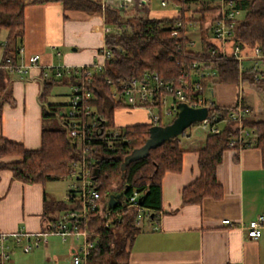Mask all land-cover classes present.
I'll list each match as a JSON object with an SVG mask.
<instances>
[{
  "label": "trees",
  "instance_id": "trees-1",
  "mask_svg": "<svg viewBox=\"0 0 264 264\" xmlns=\"http://www.w3.org/2000/svg\"><path fill=\"white\" fill-rule=\"evenodd\" d=\"M165 1L181 6L189 0ZM51 2L60 3L67 11L102 15L105 25L119 28L104 37L111 58L106 62V69L91 78L93 85L87 89L93 96L81 99L76 106L79 113L63 115L59 128L42 125L39 148L26 149L21 143L0 136V171H10L14 179L23 183L44 185L48 181L69 177L74 165L90 162L93 189L99 194L97 206L88 210L84 219L69 220L77 223L80 230L89 231L95 241L85 264H129L131 244L141 230L137 224L138 210H145L148 221L156 220L162 210V178L166 173H180L183 150L179 146V136L166 140L151 147L146 156L131 161L121 171L125 157L146 144L152 125L147 122L117 127L113 110L125 106L116 94L132 79L147 72L156 74L162 82L175 88L181 87L182 82L191 85L192 64L195 62L200 64L199 68H208L215 74L204 76L197 90L188 88L185 91L195 96H204L210 81L235 86L240 80L247 81L256 83L264 91L260 86L262 79L253 78L252 70L240 72L239 63L234 58H224L218 53L210 56L208 49L215 47L207 34L216 19V8L213 7L200 9L201 13L213 17L208 26L205 25V14L197 20L202 51L195 52L186 48L188 38L184 27L175 36L171 34L177 21L183 24L188 21L182 11L175 18L155 19L146 13L127 15L110 3L102 9L99 0H0V35L5 33V37H0V123L4 103L12 102L11 81L15 73L7 66L19 63L24 9ZM236 3L244 14L235 26L234 39L241 46L258 47L263 56L260 60L264 61V0ZM115 46L122 47V50H116ZM58 82L71 86L74 81L72 76L65 74L60 78L50 76L43 79L40 94L43 120L54 117L57 112L55 105L45 104V98ZM236 105L220 107L212 103L208 115L220 114L221 118ZM72 128L84 131L90 137L89 142L79 146L77 139L70 137ZM242 128L251 131L252 147L258 149L264 168V120L244 116ZM114 130H120L123 139L108 142L105 136ZM239 131L235 122L228 121L218 133H206L202 147L197 150L199 175L180 191L182 206L200 205L206 198H222L223 189L216 179V168L223 152L230 149V138ZM133 192H137V206L129 207L128 200ZM111 194L118 195L116 206L107 209L104 202ZM80 207V200L50 201L44 196L42 218L45 223L56 222L63 215L79 211ZM107 211L109 215L105 216ZM150 214H153L152 218Z\"/></svg>",
  "mask_w": 264,
  "mask_h": 264
},
{
  "label": "crops",
  "instance_id": "crops-1",
  "mask_svg": "<svg viewBox=\"0 0 264 264\" xmlns=\"http://www.w3.org/2000/svg\"><path fill=\"white\" fill-rule=\"evenodd\" d=\"M144 1L134 0L133 6L122 12L127 15L146 13L149 18L161 19L178 17L182 11L185 19L197 24L200 16L205 14V25L208 26L213 15L201 13L200 9L217 7L213 0H189L181 6L167 1L162 6V0ZM233 1L244 3L249 0ZM243 14L242 10L238 21ZM104 27L102 15L67 11L57 2L30 5L24 9L22 52L18 64H28L33 55H38L39 60L26 73L12 75V102L4 103L2 107L1 137L21 143L26 149L39 148L44 122L40 101L43 79L53 76L52 67L88 66L97 62L98 51L104 46ZM187 36L198 38L192 51L199 50L202 44L199 28L188 30ZM0 37H5V33L2 32ZM240 53L242 71L256 66L261 67L260 72L264 71V61L256 57L254 47L241 46ZM244 60H249L246 67ZM44 73L48 76L44 77ZM59 86L70 88L69 84L58 82L52 90ZM206 91L211 97H206V92L204 96L215 105L230 107L240 103L248 111L245 116L264 120V91L260 87L243 81L237 86L212 84ZM48 96L45 104H50ZM113 119L118 127L147 123L148 112L143 108L119 107L113 110ZM205 135L203 130L193 126L181 136L182 169L180 173H166L162 178V210L156 220L148 221L145 214L140 213L137 220L141 230L131 244L129 264H264V228L257 239L248 238L242 228L258 215H264V168L258 149L251 146L223 152L216 168V179L223 189L220 200L206 198L200 205L182 206L180 203L181 189L199 175L197 150L202 147ZM45 185L23 183L14 179L10 171H0V234L18 231L30 234L44 229ZM225 219L231 224H224ZM7 240L10 247L26 241ZM26 242L33 248L40 245L48 248V241L45 245H35L33 238ZM32 247L25 253L33 251Z\"/></svg>",
  "mask_w": 264,
  "mask_h": 264
},
{
  "label": "built area",
  "instance_id": "built-area-1",
  "mask_svg": "<svg viewBox=\"0 0 264 264\" xmlns=\"http://www.w3.org/2000/svg\"><path fill=\"white\" fill-rule=\"evenodd\" d=\"M102 9L106 6L107 3L112 4L120 10H128L133 6L134 0H99ZM198 1V0H191ZM216 2V19L210 25L209 28V39H213L216 43L215 47L209 48L208 52L210 56L214 54H221L224 58H234L239 63V71L241 72V61L243 57L239 54L241 45L237 40L234 39V29L238 22L242 10L237 6V3L233 0H213ZM145 1L143 0V3ZM161 5L165 6L166 1L162 0ZM198 24L194 21H187L185 24L177 21L174 29L171 31L172 36H175L181 28H185L186 35L188 30L195 29ZM119 30V28L111 27L105 25L104 33L110 34L114 31ZM188 38L186 48L192 50L195 46V41L193 38ZM227 43H232L229 52H227ZM4 45V43H2ZM116 50H122V47L115 46ZM255 54L257 58H263L261 51L258 47H254ZM202 51V44H200L199 50L195 52ZM22 52V48L19 49V54ZM99 60L94 64L88 66H77V67H68V66H58L52 67L53 76L55 78H60L63 74L67 76H72L73 83L70 86V110L68 115L74 116L79 113L80 110L76 107L81 99L91 98L93 96L90 88L92 87V77L96 74L102 73L106 69V62L111 58V50L105 45L102 46L99 51ZM39 60L38 55H33L29 57L28 64L26 65H12L9 64L7 68L12 70L15 74H24L28 69L34 65H37ZM200 64L195 62L192 64V73H191V85H188L185 82H182L181 87H173L170 84H165L162 80L154 73H144L142 77L132 79L126 85H124L121 90L116 94L118 100L126 108H143L148 112V122L152 126H157L160 124L161 115L176 117L178 109L177 105L180 103L186 104L190 108H201L205 107L207 111L211 106L212 102L209 101L205 96H195L185 91L188 88H193L197 90L199 88L200 80L209 74L215 75L214 72L208 68L201 69L199 68ZM198 67V69H197ZM252 70L255 72V79H260L262 77L256 71V68L253 67ZM183 73L181 74V76ZM44 77L48 75L43 74ZM212 81L209 82V86L212 85ZM209 86L207 88H209ZM206 92V91H205ZM209 112V111H208ZM207 116L200 122H196L194 127H198L203 130L205 133H218L221 128L219 124H225L228 121H233L236 123L239 133L231 137L228 143V147L231 149H242L245 147H251L253 140L251 138V131L248 128H242V119L248 112L246 109L242 108L240 103L223 117L218 115ZM78 126H76L77 128ZM70 137L77 139V143L81 146L84 142H89L90 137L86 136L84 131H77L75 128L71 129ZM105 139L108 142L114 140L123 139L120 133V130H114L110 135H106ZM90 162H84L82 164L74 165L73 172L69 178L75 180V184L72 185L71 189L68 191L67 199L68 200H80L81 207L79 211H72L69 214L63 215L58 221L52 223H46L44 229L41 232L35 233H24L22 231L14 232L11 234H0V264H6L9 259V255L5 251L7 246L5 242L8 238H13L17 243L21 240L30 241V238H33L35 245L47 243V233L59 235L62 239L65 240L66 237L71 236L72 238L79 239L81 238V247L73 250L72 255V264H85L86 258L90 252V249L94 246V240L91 239V233L87 230H80L77 223L74 221H69L72 218H85L88 210H93L96 208V200L99 198L98 192L93 189V180L91 175L93 171L89 169ZM108 199H105V206L108 209ZM137 192L129 197L128 205L129 207H136ZM145 214V210H138V214ZM108 211L105 213V216H108ZM145 217L148 218V215L145 214ZM224 224L230 225L231 222L228 219L223 221ZM138 224V220H137ZM248 238L257 239L261 235V231L264 228V215H258L253 220H250L247 224L242 227ZM31 245L28 243L24 245L23 250L27 252L31 249Z\"/></svg>",
  "mask_w": 264,
  "mask_h": 264
},
{
  "label": "rangeland",
  "instance_id": "rangeland-1",
  "mask_svg": "<svg viewBox=\"0 0 264 264\" xmlns=\"http://www.w3.org/2000/svg\"><path fill=\"white\" fill-rule=\"evenodd\" d=\"M192 38L194 39L195 46H196L197 44L196 41L198 40V38L197 37H192ZM210 41L216 43L213 39H210ZM231 45L232 43H227L226 45L227 52H229ZM58 50L61 51L62 49L59 48ZM242 53L243 52L241 51L240 54ZM248 65H249V60H244L243 66L246 67ZM260 70H261V67L257 68L256 66V71L262 75V77L260 78L262 79L261 80L262 82H260L261 83L260 86L264 87V71L260 72ZM253 78H255V72L253 74ZM241 82L243 81L240 80L239 84ZM252 85L257 86L256 83ZM69 95H70L69 87L59 86V87L53 88V90L48 96V99H49L50 104L56 105L57 112L54 117L46 118L44 122L42 123V125H46V126L53 127V128L61 127L62 118L64 117L63 115H67L70 110V106H68V104L70 103ZM205 96L208 98L211 97L207 91L205 93ZM250 118L257 119L254 116ZM262 118H264V116ZM173 119L174 118L172 116H165L162 114L159 126H166L170 124L173 121ZM219 127L221 128L222 125L220 124ZM191 128L192 126L186 129L185 133H188ZM184 134H182L181 136H183ZM181 136H179L180 139H181ZM45 184L46 185H45L44 191L46 193L48 200L67 201L68 191L71 189L72 185L75 184V180L69 177H65L57 181H48ZM140 217H141V214L139 213L137 216V219L139 220ZM47 241H48L47 249H44L42 245H40L37 248L32 247L33 251L31 250L30 252L25 253L22 251L23 246L26 243L31 245V243L22 241L20 243L21 245H17V247H14V245L10 247L11 246L10 241L6 240L5 245L7 246V248L5 249V251L9 255V260L7 261V263L8 264H72L71 263L72 255H73L72 251L81 247V242H82L81 238L76 240L72 238L71 236H68L64 240L59 235H54L50 233H47Z\"/></svg>",
  "mask_w": 264,
  "mask_h": 264
},
{
  "label": "water",
  "instance_id": "water-1",
  "mask_svg": "<svg viewBox=\"0 0 264 264\" xmlns=\"http://www.w3.org/2000/svg\"><path fill=\"white\" fill-rule=\"evenodd\" d=\"M177 109V115L170 124L166 126L157 125L150 128V136L146 144L142 148L132 151L125 157L121 165V171H124L126 165L131 161L146 156L151 147L160 145L166 140L182 135L191 125L205 119L208 112L205 107L190 108L184 103L178 104ZM117 198L118 195H109L107 202L109 208L113 209L116 206ZM150 217L152 218L153 214H150Z\"/></svg>",
  "mask_w": 264,
  "mask_h": 264
}]
</instances>
